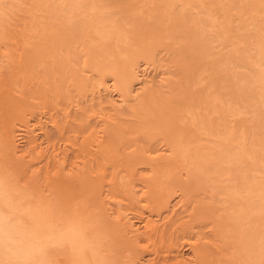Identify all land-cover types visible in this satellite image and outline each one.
Listing matches in <instances>:
<instances>
[{"label":"bare ground","instance_id":"1","mask_svg":"<svg viewBox=\"0 0 264 264\" xmlns=\"http://www.w3.org/2000/svg\"><path fill=\"white\" fill-rule=\"evenodd\" d=\"M236 3L0 0V183L66 237L49 264H264V0Z\"/></svg>","mask_w":264,"mask_h":264},{"label":"clouds","instance_id":"2","mask_svg":"<svg viewBox=\"0 0 264 264\" xmlns=\"http://www.w3.org/2000/svg\"><path fill=\"white\" fill-rule=\"evenodd\" d=\"M27 208L14 191L0 183V229L14 237L11 244L0 251V264H49V249L65 242L64 234L44 221H40L42 234L34 232L31 226L37 221ZM88 246V241L84 240L79 249L82 254Z\"/></svg>","mask_w":264,"mask_h":264},{"label":"rangeland","instance_id":"3","mask_svg":"<svg viewBox=\"0 0 264 264\" xmlns=\"http://www.w3.org/2000/svg\"><path fill=\"white\" fill-rule=\"evenodd\" d=\"M230 2H231L230 5H231L232 7H234V6H236V5L238 4V3L235 4V0H230ZM232 15H233V17H232L231 19L233 20V19H235V15H234V13H233ZM243 25H244V23H243ZM215 58H216V57L213 56V59H215ZM246 72H247V73H250V72H252V70L249 69V70H247ZM56 135H57V134H56ZM145 258H146V260L149 259V257H145ZM161 263H162V262H161Z\"/></svg>","mask_w":264,"mask_h":264}]
</instances>
